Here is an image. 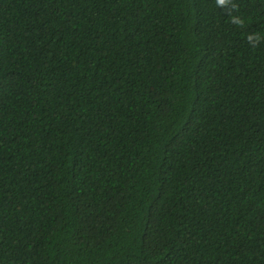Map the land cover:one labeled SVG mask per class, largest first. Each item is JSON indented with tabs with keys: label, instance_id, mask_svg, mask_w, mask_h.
I'll return each instance as SVG.
<instances>
[{
	"label": "trees",
	"instance_id": "1",
	"mask_svg": "<svg viewBox=\"0 0 264 264\" xmlns=\"http://www.w3.org/2000/svg\"><path fill=\"white\" fill-rule=\"evenodd\" d=\"M0 264H264V0H0Z\"/></svg>",
	"mask_w": 264,
	"mask_h": 264
}]
</instances>
